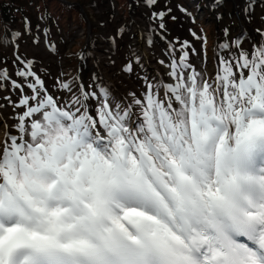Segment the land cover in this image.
Masks as SVG:
<instances>
[{"label": "rangeland", "instance_id": "obj_1", "mask_svg": "<svg viewBox=\"0 0 264 264\" xmlns=\"http://www.w3.org/2000/svg\"><path fill=\"white\" fill-rule=\"evenodd\" d=\"M2 1L4 0H0V3ZM174 1L46 0L44 5L49 6L56 17L57 13H61L62 7L75 8L71 12H63L58 19V25H55L41 23L34 18L36 14L47 18L43 5L38 4L40 1L5 0L3 5L8 11L6 14H0V155L1 149L16 147L21 140L35 142L33 146L49 140V135L42 138L38 135L44 121L42 107L48 103L56 106L72 104L79 100L80 92L86 93L85 86H79L76 78L84 79L85 70L90 69L91 59L87 55L88 48H91L90 54L99 60L98 69L102 75L114 78L115 80L112 81L115 84L116 81L122 83L124 80H117V68L125 65L124 68L129 67L130 75L139 77L140 88L151 94L153 88L151 69L140 62L136 51L138 48L140 50V47L134 46L139 44L137 41L141 35V27L145 23L153 26L149 30L148 40L153 43L154 50L159 54V57L154 54L160 62V66L156 65V68L161 70V66L169 64L178 66L181 54L187 52L186 60L192 68L181 69V82L189 90L201 92L217 73L229 75V80L233 82L237 78V73L234 72L237 68L236 63L240 65L243 63L241 43L246 41L242 39V32L240 30L236 32V28L233 27L236 26V22L243 23L242 19H244V17H238L235 11L242 9L244 11L251 5L249 3L251 0ZM254 1L258 2L253 6L254 13L263 12L264 0ZM189 20H192L194 38H187L185 34ZM230 21L234 23L233 26H230ZM260 23L264 25V20L259 19L256 23L254 22V25L260 26ZM3 32L4 34L1 35ZM235 32L237 37L233 39L232 34ZM200 33L207 45L206 51L201 49L203 42L198 36ZM253 34H260L261 37L264 35V29L251 31L252 43H254ZM48 39L55 42L52 46L56 47V50L51 49L53 55L48 48ZM231 43L235 50L233 58L232 53L227 54L221 47L222 44L230 45ZM58 44H61L60 47ZM119 45L120 49L116 52L115 49ZM81 48L83 51L78 56ZM259 50L264 56V43ZM79 57L81 58L80 67L78 66ZM83 63H86L85 70L82 69ZM138 65L143 75L139 73ZM209 66L211 69L208 71ZM236 87L237 85L230 86L225 90L226 95L230 96ZM119 90H123L122 87H119ZM99 91L110 97L107 89L100 87ZM87 101L91 107H85L84 116L92 122L88 126L90 128L93 126L95 131L103 137L107 133L108 138H111L109 133L112 132L108 130V124L110 119L116 120L117 116L108 105V101L105 100L104 105L94 99ZM41 103L43 105L37 109ZM49 116L50 113L47 117ZM88 131L89 128L84 127L83 134L89 135ZM10 135L18 136L21 140ZM77 137V133L72 131L71 127L60 133L54 158H61L62 161L54 164L53 172L56 175L65 177L73 173L69 165L71 156L65 151L61 155V148H66L73 153L80 150L81 145L85 144L79 145L76 141ZM73 146L75 148H72ZM84 148L90 156H94L98 151V148H94L90 143ZM248 150L253 151L252 148ZM119 156L128 157V153L126 151L121 153L120 150ZM44 158L48 159V155L44 154ZM79 163L88 168L94 182H116L115 186L119 188V192L115 201H124L131 192H138L142 199L147 198L132 171L117 168L116 158L108 160L104 165L107 166L106 168L99 169L97 163L90 164L85 154L81 153ZM74 165L76 167V164ZM217 170L211 173L210 181L213 180ZM204 180L194 182V193L206 195L203 189L210 182ZM105 209L111 217L120 220V206L118 210L111 206L115 213L108 207ZM92 223L93 219L90 218L89 227H92ZM5 261L6 258L1 257L0 264H5Z\"/></svg>", "mask_w": 264, "mask_h": 264}, {"label": "bare ground", "instance_id": "obj_2", "mask_svg": "<svg viewBox=\"0 0 264 264\" xmlns=\"http://www.w3.org/2000/svg\"><path fill=\"white\" fill-rule=\"evenodd\" d=\"M118 67V65H117ZM218 171V170H217ZM230 175L239 183V185H243L244 183V179L241 175V172H236L235 169H232V171L230 172ZM214 176V175H213ZM214 178V177H213ZM260 178L264 179V174H262L260 176ZM170 179V178H169ZM170 181H172V184L174 185L175 182L170 179ZM200 181V180H198ZM205 181V180H204ZM166 183V182H165ZM127 186V185H126ZM125 186V187H126ZM216 188L219 190H223L225 188L224 184H222L219 180L216 182ZM134 191V190H133ZM126 200L129 201H133L134 202V208L132 210H130L128 217V220H119V223L121 224V226L123 227L125 224L130 223L131 225H139L141 228L149 230L152 236V241L154 246H157V238H159L160 236L164 235V234H173V229L171 226L167 225L164 227H158L157 225H151L150 223H146L144 220L145 219H149L147 218L141 211H140V207L145 206V201L143 199H138L137 197H134V199L131 198H126ZM179 202L181 201V204L183 203V200L180 199L176 194H172V202ZM114 202V201H113ZM120 202V200L118 201ZM157 222H160L161 219L158 215H154L153 217ZM118 220V219H117ZM156 224V223H153ZM136 235V234H135ZM130 239L132 240H136L137 241V237L136 236H132L130 237ZM9 248V247H7ZM23 254V253H22Z\"/></svg>", "mask_w": 264, "mask_h": 264}, {"label": "trees", "instance_id": "obj_3", "mask_svg": "<svg viewBox=\"0 0 264 264\" xmlns=\"http://www.w3.org/2000/svg\"><path fill=\"white\" fill-rule=\"evenodd\" d=\"M30 2H37V1H40V3H38V4H42L43 5V7H44V10H45V12H46V16H47V18H43L41 15H39V14H36V15H38V19H41V20H43V23H51V24H57L58 23V19L61 17V15L63 14V12H65V11H67V12H71V11H73L75 8H73V7H71V6H69V8H67V9H65V8H61V13H57L56 15H57V17L56 16H54L52 13L53 12H51L50 11V8H49V6H46V5H44V1H46V0H29ZM5 2V0L4 1H2L1 3H0V14H6L7 13V8L3 5V3ZM6 4H7V1H6ZM78 19V18H77ZM35 23H37V21H35Z\"/></svg>", "mask_w": 264, "mask_h": 264}, {"label": "flooded vegetation", "instance_id": "obj_4", "mask_svg": "<svg viewBox=\"0 0 264 264\" xmlns=\"http://www.w3.org/2000/svg\"><path fill=\"white\" fill-rule=\"evenodd\" d=\"M249 15H251V14H249Z\"/></svg>", "mask_w": 264, "mask_h": 264}]
</instances>
